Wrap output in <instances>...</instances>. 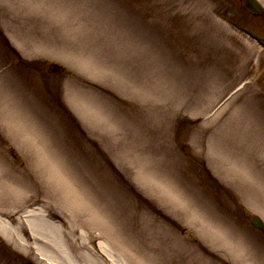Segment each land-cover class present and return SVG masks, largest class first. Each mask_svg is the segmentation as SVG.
Returning <instances> with one entry per match:
<instances>
[{
  "label": "rangeland",
  "instance_id": "374dc122",
  "mask_svg": "<svg viewBox=\"0 0 264 264\" xmlns=\"http://www.w3.org/2000/svg\"><path fill=\"white\" fill-rule=\"evenodd\" d=\"M244 2L0 0L2 181L18 196L36 193L39 206L60 187L40 175L33 135L18 138L31 123L131 245L96 237L112 264H132L128 253L142 264H264V232L251 223L264 221V47L244 30L264 34V14ZM212 139L217 156L236 157L225 150L232 143L254 160L255 186L253 173L244 190L212 167ZM165 180L176 211L150 188ZM46 213L63 216L57 205ZM49 248L21 250L0 233V264H106L97 249Z\"/></svg>",
  "mask_w": 264,
  "mask_h": 264
},
{
  "label": "bare ground",
  "instance_id": "6f19581e",
  "mask_svg": "<svg viewBox=\"0 0 264 264\" xmlns=\"http://www.w3.org/2000/svg\"><path fill=\"white\" fill-rule=\"evenodd\" d=\"M102 117L104 118L105 115H102ZM16 131L19 133L18 138L22 137L21 140L26 143L27 140L25 137H28L29 133L33 135L30 147L35 150V156L42 161V166L39 171L40 175L45 181H47L46 179L48 178L54 179L57 183H60L62 189L56 186L53 193H49L47 201L39 206L37 204L38 199L35 196L36 193L27 192L26 194L24 193L23 196H18L19 193L16 194L18 186H15L14 182H3L2 179L4 174L0 169V206L7 202L10 207V209L5 210V212H0V216L4 215L6 217L0 221V233H3L9 241L14 243L21 250L32 249L33 251H41V249L49 250V247H54L55 249L63 251H82V248H84L88 252L93 253V251L97 249L101 254L99 255L102 260L106 264H112L106 244L100 241L96 243V237H110L111 242L113 240L116 247L126 252V244L129 247L131 245H129V243H122L123 239L117 233L119 231L118 226L116 227L110 224V221L104 218V210L99 207H92L88 200L81 195L82 193L76 186L77 181L73 174L65 170L64 166L58 161H53V153L45 144L44 136L36 131L33 124L24 123L23 129L17 128ZM28 141H30V139ZM226 147V152L233 154L235 152L236 157L233 155L229 156L228 154L217 156L215 154V152H217L215 142L213 139L209 141V150L211 151L209 152L212 153V163L210 162L212 167L225 176L227 180L233 182L235 185L237 184L241 189L243 185L241 180L246 182L247 180H252L254 176V183L251 184L255 186L257 175L254 170V160L248 157H242V153L238 156V149L235 150L232 143H230V146L226 144ZM251 163L252 168L250 167ZM141 171L143 170L141 169ZM251 173H253V176ZM141 179L143 181L144 176H141ZM4 186L7 187L5 188ZM150 188L157 201H161L166 208H171V211H176L173 205L177 201L172 197L173 190H176V188L171 182L165 180L162 183H153ZM261 188L263 189L264 186H260V189ZM243 189L246 190L247 187L243 185ZM250 189L254 191V188ZM244 192L246 193V191ZM71 195H77L80 197V200L73 201L74 198H72ZM247 198L256 202L254 197L248 196ZM55 205L61 208L63 216L58 214H54L53 216L46 213L50 207L54 208ZM67 205L71 206V208H69L71 210H67ZM180 207L181 209L177 210L181 211V215L185 220L189 214H192L193 217L194 213H196L195 209L186 208L184 206ZM87 211L91 215L89 218L86 217ZM116 238L117 241L115 242L114 239ZM41 243L46 247H42ZM38 244H41L42 248L39 247ZM106 250H108L107 255L104 252ZM128 256V260L132 264H142L143 262L141 255H136L139 259H136L133 253H128ZM44 258L45 262H48L50 257L45 255Z\"/></svg>",
  "mask_w": 264,
  "mask_h": 264
},
{
  "label": "water",
  "instance_id": "95a60500",
  "mask_svg": "<svg viewBox=\"0 0 264 264\" xmlns=\"http://www.w3.org/2000/svg\"><path fill=\"white\" fill-rule=\"evenodd\" d=\"M246 8H249L251 11L256 13H261L264 11L261 5L256 0H247ZM253 222L257 227L263 228L262 221L259 217H255L253 219Z\"/></svg>",
  "mask_w": 264,
  "mask_h": 264
}]
</instances>
